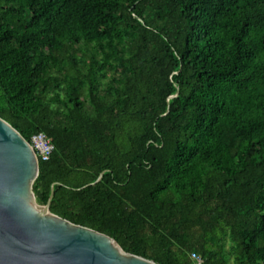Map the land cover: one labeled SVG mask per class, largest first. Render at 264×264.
Wrapping results in <instances>:
<instances>
[{
	"label": "trees",
	"instance_id": "trees-1",
	"mask_svg": "<svg viewBox=\"0 0 264 264\" xmlns=\"http://www.w3.org/2000/svg\"><path fill=\"white\" fill-rule=\"evenodd\" d=\"M0 118L51 140L52 214L156 264H264V0H0Z\"/></svg>",
	"mask_w": 264,
	"mask_h": 264
},
{
	"label": "water",
	"instance_id": "water-1",
	"mask_svg": "<svg viewBox=\"0 0 264 264\" xmlns=\"http://www.w3.org/2000/svg\"><path fill=\"white\" fill-rule=\"evenodd\" d=\"M39 164L29 143L0 118V264H156L107 235L50 212L33 185Z\"/></svg>",
	"mask_w": 264,
	"mask_h": 264
},
{
	"label": "built area",
	"instance_id": "built-area-1",
	"mask_svg": "<svg viewBox=\"0 0 264 264\" xmlns=\"http://www.w3.org/2000/svg\"><path fill=\"white\" fill-rule=\"evenodd\" d=\"M28 143L38 162L47 161L54 150L51 140L42 133L32 135ZM190 260V264H203L202 258L196 253L190 254Z\"/></svg>",
	"mask_w": 264,
	"mask_h": 264
}]
</instances>
